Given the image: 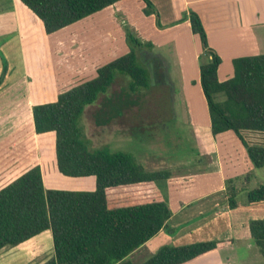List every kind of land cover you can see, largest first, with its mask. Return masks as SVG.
Returning a JSON list of instances; mask_svg holds the SVG:
<instances>
[{"label":"crops","instance_id":"obj_1","mask_svg":"<svg viewBox=\"0 0 264 264\" xmlns=\"http://www.w3.org/2000/svg\"><path fill=\"white\" fill-rule=\"evenodd\" d=\"M151 1L161 27L155 14L144 13L143 0H118L47 33L42 21L20 0H0V142L13 140L4 146L3 153L8 151L14 158L0 162V188L39 165L47 189H62L63 180H70L65 190L95 189L94 176L72 177L58 170L55 134L35 132L32 107L56 100L61 92L96 76L99 66L128 52L124 39L128 26L140 40L152 43L150 49L140 48L139 59L150 73L151 85L167 90L169 110L181 126L187 127L191 139L186 152L176 158L159 156L153 161L144 149V156L153 161L152 168L132 151L121 149L131 152L147 170L171 172L157 186L144 183L117 187L121 197L127 194L136 198L141 193L156 197L160 192L171 212L167 228L127 259H146L165 245L216 240L217 248L182 264H264V255L249 229L250 221L264 219V201L247 202L236 196V206L229 208L225 183L236 178L237 195L240 188L247 193L255 188L248 186L249 180L264 166H253L233 130L212 134L200 84L201 42L190 22L182 20L190 9L199 15L209 46L221 57L217 78L224 81L233 76V58L264 53V0ZM226 11L228 27H223ZM259 133L242 131L249 144L258 143L246 134ZM53 256L52 234L46 229L15 246L2 247L0 264H42Z\"/></svg>","mask_w":264,"mask_h":264},{"label":"trees","instance_id":"obj_2","mask_svg":"<svg viewBox=\"0 0 264 264\" xmlns=\"http://www.w3.org/2000/svg\"><path fill=\"white\" fill-rule=\"evenodd\" d=\"M20 1L42 21L45 31L51 33L118 0ZM143 1L146 4L144 13L155 14L156 24L161 27L152 1ZM185 19L201 42L200 84L212 134L233 130L245 146L253 166H264V145L249 144L242 135V131L264 133V53L233 58V76L219 81L217 70L221 57L209 46L199 15L189 10L182 18ZM124 29L128 52L99 66L96 76L61 92L56 100L32 107L35 132L53 131L55 134L58 170L66 176H94L95 189H47L39 165L27 169L0 188V249L15 246L49 229L54 256L42 264H134L127 256L167 228L171 212L160 192L156 197L148 193L136 198L127 194L121 197L117 187L144 183L157 186L171 172L147 170L128 151H112L106 145L90 148L82 133L80 121L85 107L107 92L117 72L130 77L129 89L133 92L151 88L150 73L138 53L140 48L150 49L152 43L140 40L128 26ZM218 95L224 98L217 100ZM132 101L123 93L104 97L94 114L95 122L106 124ZM3 151L0 150V160L4 154L12 157ZM235 179L225 182L229 208L237 203ZM111 188L114 192H108ZM246 200L264 201V184L248 190ZM249 229L259 252L264 255V219L250 221ZM218 244L211 240L165 245L139 264H182L214 250Z\"/></svg>","mask_w":264,"mask_h":264},{"label":"rangeland","instance_id":"obj_3","mask_svg":"<svg viewBox=\"0 0 264 264\" xmlns=\"http://www.w3.org/2000/svg\"><path fill=\"white\" fill-rule=\"evenodd\" d=\"M191 10V9H190ZM229 13L223 16L224 25L228 27ZM184 16V15H183ZM184 18V17H183ZM131 31V30H130ZM126 30L124 29V34ZM135 34V33H134ZM138 37V36H137ZM124 39L126 41L125 35ZM130 77L116 73L113 84L105 93L108 95L126 94L133 99L132 103L125 108L123 115L115 116L106 124H97L94 118V112L101 105L104 95L101 94L94 105H87L81 117L82 133L88 140L90 148L108 146L110 150L126 149L132 151L142 161H146L147 168H152V162L159 156L176 158L186 152L190 144L191 133L185 125L179 123L178 117H175L169 110L168 92L162 86L152 84L149 89H139L135 92L129 89ZM224 96L218 95L217 100L223 99ZM54 136V133H51ZM247 137H254L256 143H264V134H246ZM11 144L9 142H0V150L3 146ZM148 150L150 158L144 156ZM8 152V151H7ZM10 153V152H8ZM2 163L10 162L13 157L7 158L4 154ZM147 155V154H146ZM15 156V155H14ZM19 157V155H17ZM0 163V166L2 165ZM150 163V164H149ZM258 171V170H257ZM63 177V176H62ZM65 179L68 177L64 176ZM264 184V167L259 169V174L249 180V187H256L258 184ZM61 186H69L70 180H63ZM88 188V185H85ZM62 187V189H64ZM68 188V187H67ZM89 190V189H86ZM237 198L244 200L246 190L240 188ZM147 258V257H146ZM134 264L144 262L146 259L129 258Z\"/></svg>","mask_w":264,"mask_h":264}]
</instances>
